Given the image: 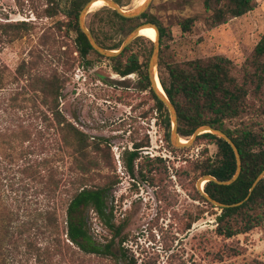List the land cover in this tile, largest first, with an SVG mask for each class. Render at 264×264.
Here are the masks:
<instances>
[{
  "label": "rangeland",
  "instance_id": "374dc122",
  "mask_svg": "<svg viewBox=\"0 0 264 264\" xmlns=\"http://www.w3.org/2000/svg\"><path fill=\"white\" fill-rule=\"evenodd\" d=\"M141 1L124 0L122 8L134 10ZM256 2L250 13L213 29L206 25L209 14L204 0H154L149 11L167 30L163 57L168 63L217 55L232 61L234 75L249 85L250 93L247 112L228 122V127L248 125L264 137V83L257 82L250 64L264 34V0ZM70 8L71 0H0V24L25 22L29 27L13 43H8L9 38L0 30V67L10 76L3 92L7 104L12 105V96L27 85L25 81L14 83L12 75L24 61H34L39 70H56L65 79L61 111L89 137L93 146L90 151L94 164L87 174V184L113 186L106 196L105 213L113 215L117 223L125 222L129 239L126 245L135 264H264V226L247 235L222 238L216 233L214 215L219 209H211L198 200L200 167L216 157L217 146L201 141L188 150L176 147L172 132L167 137L162 115L150 91L138 90V75L122 77L113 71L111 61L93 55L81 59L76 52V35L67 26ZM103 8L87 16L88 27L93 20L102 21L104 14L96 18L94 15ZM187 18L195 19L190 32H184L181 26ZM145 21L137 20L132 27L136 29ZM97 25L113 37L112 43L126 39L134 30L116 36L107 23ZM142 36L146 42L134 50L149 66L152 53L147 52L148 38ZM259 84L261 88L257 87ZM0 102L5 100L2 98ZM15 105L24 108L10 111L8 116L15 112L10 120L14 117L26 128L38 147L50 143L49 150L41 157H49L48 169L59 168L67 174L73 164L72 158L63 159L58 151L55 141L61 132L56 127L48 128L35 113L32 102L19 99ZM8 116L0 113V122L7 124ZM140 143L147 146L140 149L133 176L127 170L126 160L135 144ZM95 147H98L96 152ZM11 154L7 145L0 146V195L6 204L4 209L0 201V211L16 215L18 225L23 219L33 220L51 211L52 215H60L63 227L66 205L74 188L68 185L56 199L47 198L35 184L22 181L18 173L21 162L10 164ZM87 215L96 237L108 235L93 210Z\"/></svg>",
  "mask_w": 264,
  "mask_h": 264
},
{
  "label": "trees",
  "instance_id": "16d2710c",
  "mask_svg": "<svg viewBox=\"0 0 264 264\" xmlns=\"http://www.w3.org/2000/svg\"><path fill=\"white\" fill-rule=\"evenodd\" d=\"M116 1L121 7L125 6L124 0ZM87 3L86 0H71L67 26L76 35V52L83 60L93 55L100 60L111 61L113 71L122 77L138 75V90L150 91L155 107L162 115L167 137H170L172 120L169 111L152 90L147 61H142L140 54L134 50L135 46L146 42L145 37L136 38L119 56L101 55L91 46L79 25V15ZM256 5V0H204V8L209 14L206 25L210 29L225 25L232 19L250 13ZM149 10L138 18L129 19L121 16L116 10L104 7L95 13L94 17L104 14L100 22L110 25L116 36L131 32L135 28L132 24L140 19L159 27L161 54L158 73L165 93L177 109L180 137L190 140L199 127L209 125L229 135L241 153L242 171L237 181L231 185L210 181L204 186L206 194L223 204L242 203L230 208H218L214 213L217 235L232 239L262 228L264 178L253 191L251 190L257 178L264 172V137L248 125L234 129L228 127V122L242 117L247 112L249 85L239 81L233 73L232 61L222 55L168 63L163 57L167 30L152 17ZM100 22L93 20L88 27L98 44L107 50L120 49L125 39L112 43L113 37L97 25ZM194 22V18L185 19L181 23L183 31L190 32ZM0 30L3 36L9 38L8 43H13L21 37L22 32L28 31L29 27L25 22L17 25L0 24ZM147 45V52L153 53L154 42L148 38ZM250 64L257 74V82L264 83V34L254 50ZM7 72L5 68L0 67V99L5 100V103L0 102L5 105L3 108L0 105V113L7 117L10 111L24 108V105H15L19 99H22V102H32L35 113L39 114V118L48 128L56 127L61 132V137L55 141L58 151L63 159L67 156L72 158L73 166L68 168L67 174L59 168L48 169L49 157L42 158L41 154H45L51 144L38 147L26 128L18 124L14 117L10 120L9 117L15 112L8 116L7 124L0 122V146L7 145L12 151L8 157L10 164L21 162L18 173L22 175V181L28 185L35 184L40 193L49 199L59 197L63 187L68 185H71L74 191L69 195L63 227L60 215H52L51 211L33 220L23 219L20 225L15 221L16 215H6V212L0 211V264H135L126 245L129 239L125 232V222L117 223L113 215L105 213L106 196L113 186L87 184V174L94 164L90 151L93 146L89 137L73 126L61 111L60 99L65 88V79L56 70H39L34 61H24L12 75L14 83L25 81L27 85L12 96L11 105L7 104L6 94L3 93L7 88ZM9 74L11 75V72ZM257 87L261 88V84ZM201 141L216 145L218 152L214 159L209 158L202 164L200 177L210 175L220 181L231 180L237 172V161L229 143L210 132L201 134L196 144ZM146 146L144 143L135 144L134 150L129 153L126 167L133 176L136 172V162L140 159V149ZM97 150L98 147H95L94 151ZM7 171L9 175L10 170ZM140 173L143 174V170ZM196 194L198 200L211 209L217 208L198 189ZM0 201L6 209L1 195ZM89 210L97 214L96 218L107 230L108 235L96 237L87 215Z\"/></svg>",
  "mask_w": 264,
  "mask_h": 264
},
{
  "label": "water",
  "instance_id": "95a60500",
  "mask_svg": "<svg viewBox=\"0 0 264 264\" xmlns=\"http://www.w3.org/2000/svg\"><path fill=\"white\" fill-rule=\"evenodd\" d=\"M95 1L97 0H90L82 9L80 15H79V25L81 30L85 33V35L87 36L91 46L101 55L105 56V57H116L119 56L120 54H122L126 48L131 45L133 43V41L142 36L141 35V30L146 27V26H152L154 27L157 32H158V38L156 41H154V49H153V53L149 62V66H148V75H149V79L152 85V90L154 91L155 95L165 104V106L167 107L169 114L171 116V120H172V140L173 143L176 147L182 149V148H188L191 147L192 145H194V143L197 141V138L203 134V133H207L210 132L222 139H224L225 141H227L229 143V145L232 147L234 153H235V157H236V161H237V172L235 174V176L229 180V181H220L217 178L210 176V175H206L203 176L197 183V189L201 192V194L210 202L212 203L214 206H216L217 208H230L233 206H238L241 205L240 204H236V205H228V204H223L215 199H213L210 195L206 194L204 191V186L207 182L210 181H214L217 184L220 185H231L232 183H234L235 181H237V179L239 178L241 171H242V158H241V153L238 149V147L236 146L235 142L231 139V137L229 135H227L225 132H223L222 130L213 128L212 126L209 125H205V126H201L199 127L196 132L194 133L193 137L190 140H186L187 143H181L182 138L179 135V117H178V112L177 109L175 107V105L170 101V99L168 98L167 94L164 92V94L159 90L158 86H157V82H156V77L158 75L159 78V73H158V66H159V61H160V54H161V42H160V30L159 27L154 24V23H146L143 24L139 27H137L136 29H134L124 40L122 46L120 49L118 50H107L105 48H103L102 46H100L98 44V42L96 41L94 35L92 34V32L89 30L87 23H86V19L87 16L92 12V7L93 4L95 3ZM105 1L106 5L104 7H109L113 10H116L121 16L125 17V18H129V19H134V18H138L140 16H142L144 13H146L154 0H147L143 5L137 7L134 10L131 11H126L124 10L118 3L116 0H103ZM160 81V78H159ZM161 83V82H160ZM162 86V84H161ZM264 178V172L257 178V180L255 181L252 190L258 185V183Z\"/></svg>",
  "mask_w": 264,
  "mask_h": 264
},
{
  "label": "bare ground",
  "instance_id": "6f19581e",
  "mask_svg": "<svg viewBox=\"0 0 264 264\" xmlns=\"http://www.w3.org/2000/svg\"><path fill=\"white\" fill-rule=\"evenodd\" d=\"M146 1L147 0H142L140 2V6L143 5ZM105 5H106L105 1H103V0H97L93 4L92 11H94L97 8L104 7ZM141 35L146 36L147 38L151 39L152 41H156L157 38H158V32L152 26H146V27H144L141 30ZM156 82H157V86H158L159 90L164 94L165 91H164L163 87L161 86V83L159 81L158 75L156 77ZM181 143H187V142L184 141V140H181Z\"/></svg>",
  "mask_w": 264,
  "mask_h": 264
}]
</instances>
